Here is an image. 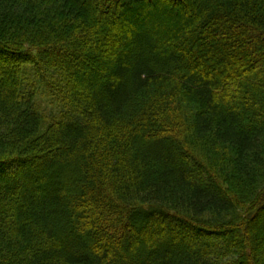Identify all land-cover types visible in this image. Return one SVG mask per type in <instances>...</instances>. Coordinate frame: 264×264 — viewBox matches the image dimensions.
Listing matches in <instances>:
<instances>
[{
  "label": "trees",
  "instance_id": "1",
  "mask_svg": "<svg viewBox=\"0 0 264 264\" xmlns=\"http://www.w3.org/2000/svg\"><path fill=\"white\" fill-rule=\"evenodd\" d=\"M0 264H264V0H0Z\"/></svg>",
  "mask_w": 264,
  "mask_h": 264
},
{
  "label": "rangeland",
  "instance_id": "2",
  "mask_svg": "<svg viewBox=\"0 0 264 264\" xmlns=\"http://www.w3.org/2000/svg\"><path fill=\"white\" fill-rule=\"evenodd\" d=\"M164 8H167V6L165 5ZM147 22H148V24H151L153 21L148 20ZM155 24H157V23H155ZM159 25L162 26V24H159ZM50 84L53 87L55 86L53 84V82H50ZM37 86H38V89H37L36 102L39 105V107L42 110H44L45 112L55 111V105L52 102L53 99L51 96L53 91L49 87L46 90L45 83L41 82L40 79L38 80ZM10 174H11V171H9L7 175L9 176ZM30 181H33V180H30Z\"/></svg>",
  "mask_w": 264,
  "mask_h": 264
}]
</instances>
